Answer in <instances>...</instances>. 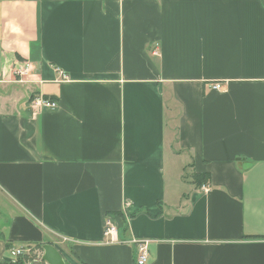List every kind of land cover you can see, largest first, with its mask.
<instances>
[{
    "label": "crops",
    "instance_id": "crops-1",
    "mask_svg": "<svg viewBox=\"0 0 264 264\" xmlns=\"http://www.w3.org/2000/svg\"><path fill=\"white\" fill-rule=\"evenodd\" d=\"M0 240L264 264V0H0Z\"/></svg>",
    "mask_w": 264,
    "mask_h": 264
},
{
    "label": "built area",
    "instance_id": "built-area-1",
    "mask_svg": "<svg viewBox=\"0 0 264 264\" xmlns=\"http://www.w3.org/2000/svg\"><path fill=\"white\" fill-rule=\"evenodd\" d=\"M32 71V65L31 63L27 62L25 63L21 68H19L16 72V74L20 77L21 81H23V77L27 76ZM64 79H67V75L63 74ZM212 88L215 90L220 91L222 89V85L220 83H215L212 85ZM34 104L39 107H44L47 109H56L58 107L57 103L45 98H37L34 101ZM203 189H206L205 186H203ZM118 232L119 229L116 226L114 220L111 218H107L105 222V236L109 237L111 241H117L118 239ZM133 244H135L137 248V264H147L148 256H149V249H148V241L145 240H133ZM10 256L12 258V263H16L17 260L20 257L25 256H33L35 253L32 252L31 248L25 249V248H13L9 251ZM34 261H40L42 259V255L39 254L34 256Z\"/></svg>",
    "mask_w": 264,
    "mask_h": 264
},
{
    "label": "water",
    "instance_id": "water-1",
    "mask_svg": "<svg viewBox=\"0 0 264 264\" xmlns=\"http://www.w3.org/2000/svg\"><path fill=\"white\" fill-rule=\"evenodd\" d=\"M43 255L40 261L31 264H66L62 254L51 244L42 246ZM6 251V244L0 240V264Z\"/></svg>",
    "mask_w": 264,
    "mask_h": 264
},
{
    "label": "trees",
    "instance_id": "trees-1",
    "mask_svg": "<svg viewBox=\"0 0 264 264\" xmlns=\"http://www.w3.org/2000/svg\"><path fill=\"white\" fill-rule=\"evenodd\" d=\"M201 178H203L204 181L203 180L202 181H198V179H201ZM196 179H197L196 184L198 186H202L203 184L206 183L205 179H207V178L204 175L203 176L198 175L196 177ZM36 247L39 248V249H42V245L41 244H37ZM7 249H9V245L8 244H7ZM34 260L35 259L32 256H25V257L19 258L16 263H6V262L2 261L1 264H31V263H33Z\"/></svg>",
    "mask_w": 264,
    "mask_h": 264
},
{
    "label": "rangeland",
    "instance_id": "rangeland-1",
    "mask_svg": "<svg viewBox=\"0 0 264 264\" xmlns=\"http://www.w3.org/2000/svg\"><path fill=\"white\" fill-rule=\"evenodd\" d=\"M187 174L190 175V174H191V170L188 169V170H187ZM9 255H10L9 252H6V253H5V258L9 257ZM3 261H4V260H3ZM4 262H6V261H4ZM6 263H12V262H6Z\"/></svg>",
    "mask_w": 264,
    "mask_h": 264
}]
</instances>
